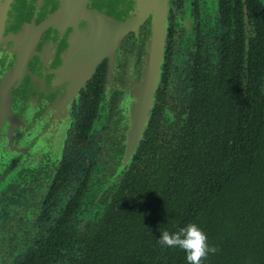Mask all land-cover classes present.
Returning a JSON list of instances; mask_svg holds the SVG:
<instances>
[{
    "label": "flooded vegetation",
    "instance_id": "flooded-vegetation-1",
    "mask_svg": "<svg viewBox=\"0 0 264 264\" xmlns=\"http://www.w3.org/2000/svg\"><path fill=\"white\" fill-rule=\"evenodd\" d=\"M74 1L0 0V264H89L100 222L116 198L134 201L149 165L165 159L164 143L186 137L197 153L196 102L228 96L230 88L218 87L228 82L238 90L228 106L239 112L247 82L264 94V0H169L153 112L131 152L122 101L141 71L151 23L126 32L110 53L98 48L93 75L63 102L57 83L67 81L76 37L85 42L83 32L93 29L102 44L101 22L125 21L133 11L132 0H77L69 11ZM41 27L17 85L9 73L26 47L20 37Z\"/></svg>",
    "mask_w": 264,
    "mask_h": 264
},
{
    "label": "trees",
    "instance_id": "trees-1",
    "mask_svg": "<svg viewBox=\"0 0 264 264\" xmlns=\"http://www.w3.org/2000/svg\"><path fill=\"white\" fill-rule=\"evenodd\" d=\"M218 87L230 88L228 96L196 102L203 131L195 136L197 153L186 137L164 143L165 159L149 165L134 201L116 198L100 222L102 239L87 263L189 264L184 250L158 238L195 222L216 249L203 264H264V94L258 96L254 82H247L239 112L228 106V100L237 103V84Z\"/></svg>",
    "mask_w": 264,
    "mask_h": 264
},
{
    "label": "water",
    "instance_id": "water-1",
    "mask_svg": "<svg viewBox=\"0 0 264 264\" xmlns=\"http://www.w3.org/2000/svg\"><path fill=\"white\" fill-rule=\"evenodd\" d=\"M133 11L125 21L114 20L112 24L103 20L101 27L103 28L100 44L98 38H95L94 30L88 29L83 32L87 41H79V35L76 37V42L70 53L68 67H65L64 72L67 76V81L57 83L60 101H69L70 103L77 96L79 90L93 75L94 69L98 64L99 57H95L97 49L100 48L102 53H110L115 48L116 42L120 40L124 34L130 30H137L139 26L149 20L151 28L148 33L144 53L142 58L141 71L134 76L131 84L122 101L125 115L127 118L129 145L131 152L138 144L142 133L147 126L148 120L152 113L154 103V93L157 88L162 62L164 59L165 40L168 32V14L169 0H132ZM79 5L75 0L70 2L68 6L71 11L73 7ZM65 10V11H64ZM67 7L61 9V12H66ZM86 20L95 22L97 17L92 14L85 15ZM44 27L28 31L26 35L22 34L21 40L26 41V47L20 50L21 58L17 67L9 73V79L17 77V85L23 79V75L27 72V66L33 55L35 54L36 44L43 32ZM94 35V37H93ZM104 38L106 39V50H104ZM87 60V61H86ZM89 62L88 64H86ZM74 64V65H73ZM60 76H63V71H60ZM57 86H54L56 90ZM6 93H9V88L5 87ZM70 110V107H69Z\"/></svg>",
    "mask_w": 264,
    "mask_h": 264
},
{
    "label": "clouds",
    "instance_id": "clouds-1",
    "mask_svg": "<svg viewBox=\"0 0 264 264\" xmlns=\"http://www.w3.org/2000/svg\"><path fill=\"white\" fill-rule=\"evenodd\" d=\"M158 242L168 247H179L185 252L189 264H203L209 253L216 251L208 241L205 231L195 222H189L178 232L163 231Z\"/></svg>",
    "mask_w": 264,
    "mask_h": 264
}]
</instances>
